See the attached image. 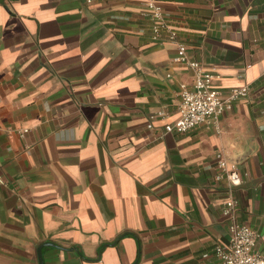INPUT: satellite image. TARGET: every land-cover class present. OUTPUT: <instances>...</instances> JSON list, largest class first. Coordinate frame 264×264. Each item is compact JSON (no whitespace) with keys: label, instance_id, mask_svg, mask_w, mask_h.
<instances>
[{"label":"crops","instance_id":"1","mask_svg":"<svg viewBox=\"0 0 264 264\" xmlns=\"http://www.w3.org/2000/svg\"><path fill=\"white\" fill-rule=\"evenodd\" d=\"M160 2L223 94L264 79V0ZM150 28L140 0H0V81L20 86L0 100V264H39L46 243L45 264H217L215 148L246 173L237 209L264 237V100L163 137L194 73Z\"/></svg>","mask_w":264,"mask_h":264},{"label":"built area","instance_id":"2","mask_svg":"<svg viewBox=\"0 0 264 264\" xmlns=\"http://www.w3.org/2000/svg\"><path fill=\"white\" fill-rule=\"evenodd\" d=\"M94 0H88V3ZM144 5L145 15L150 19V30L154 34L153 39H160L162 34L167 33L165 39L175 43L177 55L173 63L186 69H192L194 83L192 86L182 85L177 93V105L173 115H177L173 124L166 125L162 132L166 135L177 137L189 136L194 133L209 132L210 126L219 121L225 112L230 111L241 99H250L255 106L264 100V79L257 80L254 84H245L238 88H232L224 94L214 86V82L220 77L211 70H207L203 63L190 56L188 39L179 35L176 31H170L166 23L165 9L160 0H140ZM25 83V80L23 81ZM20 86L9 84L4 85L0 81V100L6 97L7 92L16 90ZM51 115H57L58 111L50 110ZM170 115L160 112L158 117ZM155 119V116L151 118ZM153 124L149 123L141 132L142 137L153 136ZM20 137L25 138L30 134V129L25 128L18 132ZM154 137V136H153ZM152 137V138H153ZM157 139L161 141L162 138ZM156 143V140H153ZM153 145V144H152ZM23 151L17 152V160L21 158ZM214 162L217 167V174L213 180L224 185L225 201L215 206L218 217L221 218L227 228L229 237L227 246L215 245L203 253V258L212 257L217 264H264V237L260 236L248 224H244L237 209V201L233 191L240 188L246 179V173H241L233 163L225 161L218 148H215ZM1 183L3 181L0 180ZM4 184V183H3ZM9 186V185H8ZM16 192L20 188L11 183ZM29 193L23 194V197Z\"/></svg>","mask_w":264,"mask_h":264},{"label":"water","instance_id":"3","mask_svg":"<svg viewBox=\"0 0 264 264\" xmlns=\"http://www.w3.org/2000/svg\"><path fill=\"white\" fill-rule=\"evenodd\" d=\"M46 246H53V244H49V243H46V245H43L41 247H39L38 251H37V254H38V257H39V264H45L44 263V258H43V253H42V250L43 248H45Z\"/></svg>","mask_w":264,"mask_h":264}]
</instances>
